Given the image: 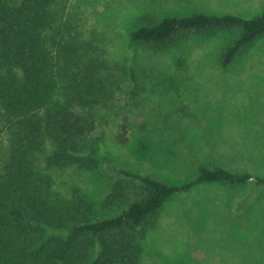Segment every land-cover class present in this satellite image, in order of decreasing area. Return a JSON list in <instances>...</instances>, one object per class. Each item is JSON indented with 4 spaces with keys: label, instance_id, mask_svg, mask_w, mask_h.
<instances>
[{
    "label": "rangeland",
    "instance_id": "374dc122",
    "mask_svg": "<svg viewBox=\"0 0 264 264\" xmlns=\"http://www.w3.org/2000/svg\"><path fill=\"white\" fill-rule=\"evenodd\" d=\"M52 12L49 34L99 35L110 66L94 106L105 128L95 146L100 165L53 170L60 195L78 187L100 209L119 168L175 185L202 165L264 176V36L226 67L218 61L232 43L225 32L191 34L161 52L128 41L142 14L251 17L264 12V0H55ZM5 147L0 120V167ZM140 244L139 264H264V186L212 183L178 193Z\"/></svg>",
    "mask_w": 264,
    "mask_h": 264
},
{
    "label": "trees",
    "instance_id": "16d2710c",
    "mask_svg": "<svg viewBox=\"0 0 264 264\" xmlns=\"http://www.w3.org/2000/svg\"><path fill=\"white\" fill-rule=\"evenodd\" d=\"M54 2L0 0V120L8 136L0 167V264H139L140 242L172 196L201 184L264 186V176L220 167L199 166L194 179L177 185L119 168L100 209L78 187L60 195L53 170L100 165L95 146L105 128L94 106L110 66L99 35L65 41L49 34L56 29ZM136 19L128 41L153 52L191 34L227 33L232 43L219 56L221 67L264 36V12ZM130 75L135 80L134 70ZM118 140L127 142L124 131Z\"/></svg>",
    "mask_w": 264,
    "mask_h": 264
}]
</instances>
